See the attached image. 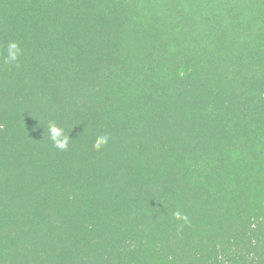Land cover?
I'll list each match as a JSON object with an SVG mask.
<instances>
[{
  "label": "trees",
  "instance_id": "obj_1",
  "mask_svg": "<svg viewBox=\"0 0 264 264\" xmlns=\"http://www.w3.org/2000/svg\"><path fill=\"white\" fill-rule=\"evenodd\" d=\"M0 264H264V0H0Z\"/></svg>",
  "mask_w": 264,
  "mask_h": 264
},
{
  "label": "clouds",
  "instance_id": "obj_2",
  "mask_svg": "<svg viewBox=\"0 0 264 264\" xmlns=\"http://www.w3.org/2000/svg\"><path fill=\"white\" fill-rule=\"evenodd\" d=\"M10 47H17L15 43L11 44ZM19 51V49H17ZM9 51V50H8ZM12 59H16L15 55H12ZM107 137H102L97 144L94 145L95 148L99 149L102 145H104L107 142ZM175 218L177 220H184L187 222V216H182L180 212L175 213Z\"/></svg>",
  "mask_w": 264,
  "mask_h": 264
}]
</instances>
